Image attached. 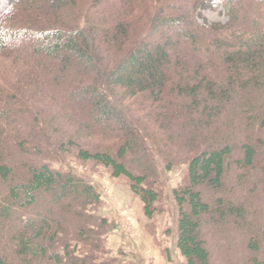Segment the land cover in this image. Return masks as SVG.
Returning a JSON list of instances; mask_svg holds the SVG:
<instances>
[{
    "label": "trees",
    "instance_id": "obj_1",
    "mask_svg": "<svg viewBox=\"0 0 264 264\" xmlns=\"http://www.w3.org/2000/svg\"><path fill=\"white\" fill-rule=\"evenodd\" d=\"M263 5L0 0V64L21 69L0 73L9 84L0 83V264H93L68 247L101 245L107 222L86 214L99 208L100 196L72 173L51 169L47 155L73 149L77 160L124 179L150 223L160 214V171L176 163L169 144L191 155L184 185L172 191L185 264H213L203 233L215 238L229 226L233 239L243 233L245 249L220 264H264L257 205L264 184L255 175L264 173ZM220 7L224 25L200 15ZM50 104L58 114L44 110ZM172 127L183 138H165L162 130ZM85 139L108 145L91 151Z\"/></svg>",
    "mask_w": 264,
    "mask_h": 264
},
{
    "label": "rangeland",
    "instance_id": "obj_2",
    "mask_svg": "<svg viewBox=\"0 0 264 264\" xmlns=\"http://www.w3.org/2000/svg\"><path fill=\"white\" fill-rule=\"evenodd\" d=\"M261 16L259 17V22L264 30V5L261 8ZM201 17L208 24H222L224 25L228 21L227 11L222 7L217 10H204L200 12ZM201 23V21H199ZM4 70L8 75H15V73L20 72V66L18 63L16 67L7 66L0 64V73ZM0 83L8 86V82L0 78ZM14 82L18 83V80L14 77ZM52 88H49L51 92ZM42 103V101H41ZM42 107V104H39ZM128 106V103H126ZM44 107V105H43ZM47 113L58 114V108L50 104L46 109ZM140 117L145 115L139 114ZM146 125L148 124L153 128L152 124L148 120L143 121ZM174 129L162 130L163 136L165 138L173 137L175 135L179 140L183 138V132H180L176 127ZM157 130V128H156ZM171 133V134H169ZM169 139V138H168ZM87 145L93 151L97 146H107L108 143L101 141L100 139H85ZM185 143V142H184ZM181 143V144H184ZM159 147L158 145H156ZM172 156L176 159L173 168L170 171H160V177L157 179V189L160 192V201L158 203V208L160 209V214L154 218L152 222H148L141 214V207L137 203L139 200L134 199L127 190L124 189L123 185L125 180H115L111 178L109 172L103 167L96 165L93 162H81L77 160L75 155V150L71 149V153L65 155L64 157H58L56 155H47L50 161L47 162L51 169L70 172L77 178L84 180L87 184L94 188V191L100 196V206L97 210H89L86 212L88 215L97 216L98 218L105 219L107 224L100 232L99 241L101 245L97 248H93L89 244H84L80 241H71L69 243V253L73 258L84 259L87 263L93 264H132L136 263V260H140L142 264H150L153 261V249L155 247L161 254V258H167L168 252L172 256L173 264H185L184 259L179 255L176 248L177 243V206L173 200L172 191L183 186L186 181V171L187 162L191 155L186 152V148L180 150V145L175 147L172 144L168 145ZM161 150V148H160ZM38 159V157H37ZM261 158L258 157V160ZM261 164L259 168L264 169V162L260 160ZM161 168L164 165L161 164ZM258 180L264 184V173L259 170L255 173ZM156 180V181H157ZM233 182L238 183L237 179ZM250 185V183H248ZM257 205L262 210V220L264 225V198L259 197V202ZM148 224L149 229H152L151 233L146 231V225ZM231 226H229L224 231L217 229V235L215 238H211L204 234V239H206L207 248L210 251L212 263L220 264L223 259L221 256H225V259H233L237 251H242L243 245L238 236L243 234L242 232L237 233L236 239H233V234H231ZM91 229H95L91 227ZM209 229V227H208ZM207 230V226H206ZM97 231V229H96ZM146 233L149 234L148 240L150 248L145 240ZM154 234V235H153ZM151 236V237H150ZM73 240V239H71ZM231 240L232 242H229ZM233 245L234 247H232ZM155 246V247H154ZM216 246L221 247L223 254L220 251L215 252ZM231 250H230V248ZM237 250V251H235ZM63 248L57 250V254L64 257ZM264 254L262 255V257ZM245 257L250 255L245 252ZM225 262V260H224ZM223 263V262H221ZM168 264V263H167ZM240 264V263H239Z\"/></svg>",
    "mask_w": 264,
    "mask_h": 264
},
{
    "label": "crops",
    "instance_id": "obj_3",
    "mask_svg": "<svg viewBox=\"0 0 264 264\" xmlns=\"http://www.w3.org/2000/svg\"><path fill=\"white\" fill-rule=\"evenodd\" d=\"M154 235V234H153ZM149 236V234L148 233H146V237H145V240H146V242H147V245H148V247L150 248V244H149V242H148V240L150 241V240H152L151 238H153V237H151V238H149L148 237ZM148 239V240H147ZM153 240H155L154 238H153ZM155 247V246H154ZM153 261L150 263V264H173V258H172V256L170 255V251L168 252V258H169V261L167 260V258H165V259H163V258H161V254L159 253V251L157 250V248L155 247V249H153ZM145 264V263H144ZM146 264H148V263H146Z\"/></svg>",
    "mask_w": 264,
    "mask_h": 264
}]
</instances>
